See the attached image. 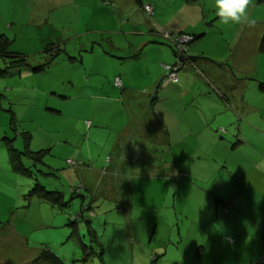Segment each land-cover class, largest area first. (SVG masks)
I'll return each instance as SVG.
<instances>
[{
    "label": "crops",
    "instance_id": "obj_1",
    "mask_svg": "<svg viewBox=\"0 0 264 264\" xmlns=\"http://www.w3.org/2000/svg\"><path fill=\"white\" fill-rule=\"evenodd\" d=\"M112 1L121 5L118 0ZM137 2L142 11L143 4H151L153 14L143 11L141 22L120 21L115 28L95 22L73 35L86 37V56L80 55L83 63L86 57L91 61L83 66L89 75L84 82L88 94L83 96L104 100L125 115L113 136H106L111 148L106 157L110 161L105 157L104 165L95 169L91 168L95 159L89 146L98 137L92 136L94 129L102 126L94 125V120L84 122L87 140L83 147H70L67 154L75 157L79 150L77 160H92V165L76 170L81 171L79 184L86 189L102 188L103 192L117 190L124 212L131 213L137 204L145 209L143 213L150 208V213L142 214L144 220L131 228L134 239L127 245L131 246L132 264L134 249L139 250L136 254L148 253L141 249L153 252L156 258L149 264H197L207 251L215 256L217 264H253L264 254V52L259 50L264 36V1L253 0L249 10L252 26L220 23L214 0ZM27 20L35 26L42 24L34 22L31 13ZM160 28L169 34L197 36L189 45L176 84L161 81L162 65L174 63L176 57L170 41L154 31ZM4 29L11 32L13 26ZM112 33L118 37H112ZM98 60L101 66L95 64ZM71 61L77 63L76 57ZM114 66L117 69L109 73V67ZM23 73L19 74L21 79ZM116 77L121 79V88L114 83ZM13 84L5 85L8 98ZM16 110V136L22 143L16 139L14 147H26L24 133L29 134V150L43 149H33L32 135L21 127ZM8 122L4 123L6 135ZM86 122H90L89 128ZM2 138L0 145H4ZM5 156L9 166L7 153ZM68 156L65 161L71 159ZM23 163L31 164L30 169L42 175L46 170L57 180L70 176L58 162L45 163L44 156L41 162L23 158ZM60 190L64 192L65 187ZM234 200L236 205L225 213L222 205ZM72 228H64L69 234L65 242L82 239L78 224L71 234ZM176 249L182 255L169 257ZM41 254L39 251L31 263ZM55 255L65 264V259Z\"/></svg>",
    "mask_w": 264,
    "mask_h": 264
},
{
    "label": "rangeland",
    "instance_id": "obj_2",
    "mask_svg": "<svg viewBox=\"0 0 264 264\" xmlns=\"http://www.w3.org/2000/svg\"><path fill=\"white\" fill-rule=\"evenodd\" d=\"M118 1L121 5L112 0H0V33L7 31L6 35L11 40L3 48V51L9 52L8 55L6 53L4 57H0V70L9 71L8 74L0 76V93L3 94V97H0V136L6 135L4 123L9 119L6 109H17L21 127L32 135L33 149H50L51 156H44L45 163L53 160L59 163L58 167L70 172L69 177L59 176V180L46 174V170L44 175L34 170L32 178L19 175L9 168L6 163L5 145H0V264H32L31 260L39 251L42 253L43 247H48L60 255L66 260L65 264H132L131 246L127 245L134 239L131 228L144 220L142 214L150 213V208L143 213L144 208L136 207L137 204L132 206L131 213L122 211L117 190L103 192L102 188L81 187L76 191L77 194L72 196L70 187L81 183L79 175L84 167L68 166L65 161L70 147H83L84 141L87 140L88 129L84 122L94 120L97 122L94 125L100 124L102 128L94 129L92 134L98 137L89 146L95 159L91 168L103 166L104 159L111 149L106 136H113L114 130L125 119V115L118 112L115 106L104 103L101 99L83 96L88 94L84 82L89 77L83 66L85 62L89 65L91 61L86 57L83 63L80 55L86 56V37L73 36L75 31H83V27L95 22H103V25L109 28H115L120 21L141 22L143 11L139 9L137 0ZM30 13L33 14L34 22L42 23L40 26L28 22ZM9 25L13 26L11 32L4 29L9 28ZM111 36L118 37L115 33ZM37 37L42 40L36 39ZM61 47L65 53L53 63L46 64ZM13 52L25 55L23 59L29 63L28 67L21 68L24 72L22 79L19 77L20 71L15 68L16 65L19 68L21 62L17 57H11ZM67 56L76 57L78 64ZM149 62L153 63L152 59H149ZM95 64L101 66L102 62L98 60ZM37 66L42 69L33 70ZM116 69V66L109 67L108 71L112 73ZM144 70L143 66L142 72ZM148 71L152 74L151 69ZM8 83L15 85L10 98L4 93ZM71 83L74 86H71ZM60 95L70 99L66 101ZM119 102L122 104L123 100ZM7 129L8 136H15L8 125ZM16 139L22 143L20 137L17 136ZM64 142L66 145H63ZM79 153L78 150L75 157H68L77 160ZM79 160L87 166L92 165V160L87 161L83 157ZM36 181L42 182L48 189L65 187L64 198L69 201V205L58 209L39 199H30L28 193L35 187ZM143 193L147 194L148 191L144 190ZM114 199H117L116 205ZM156 199L157 196L151 198V205ZM88 204L92 215H88ZM81 210L84 218L78 219V228L80 233L85 235L84 241L73 239L71 242H65L69 234L64 230L68 228L64 223L69 218L73 220ZM86 219L91 221L97 239L103 244L102 257L98 242L86 235ZM82 243L86 245L84 253ZM140 251L148 253L136 254L139 250L134 249L133 264H149L151 259L156 258L149 249ZM180 255V249H176L168 256L179 258ZM214 258L215 256L207 251L196 263L217 264Z\"/></svg>",
    "mask_w": 264,
    "mask_h": 264
},
{
    "label": "trees",
    "instance_id": "obj_3",
    "mask_svg": "<svg viewBox=\"0 0 264 264\" xmlns=\"http://www.w3.org/2000/svg\"><path fill=\"white\" fill-rule=\"evenodd\" d=\"M261 1H264V0H261ZM148 5L150 6L151 8V12H148L145 10V6ZM143 8V11H145V13H147L149 16H151L153 14V8H152V5L151 4H143L142 6ZM156 33H159L162 35V33H167L166 31H164L163 29H156L154 30ZM169 33V32H168ZM181 34H187L191 37H193V40L191 41L194 42L197 38V36H195L194 34H191V33H185V32H181V33H171V35L173 36H179ZM11 40L4 34L0 33V57H4V54L8 53L9 52H6V51H3V48L6 44H8V42H10ZM168 41V40H167ZM169 42V41H168ZM170 43V42H169ZM190 43V44H191ZM189 44V45H190ZM171 47L173 48V52L175 54V57H176V60L174 63H171V64H163L162 65V68H163V76H162V83L163 82H167L166 81V77H167V73L168 71L164 68V66H168L170 68H173V67H176L177 70H178V80L176 82H168V83H171V84H176L179 82V73L180 71L183 70V68L185 67V58L187 56V50L189 48V45H188V48L187 50L183 53V54H179L176 50V48L174 47L173 44H171ZM259 50L261 52H264V36H262L261 38V41H260V45H259ZM65 53V50H63V48H59V52L55 55H53L50 60H48V62L46 64H51L55 61L56 58H58L61 54H64ZM25 55H23L22 53H18V52H13L11 53V57H14V58H18L19 61L21 62L19 66V68H17V65H16V69L18 71H20V73L22 72V69L21 68H24V67H28L29 66V63L26 62V60L23 59ZM69 60H72V59H75L74 57H70V56H67ZM17 62V60L15 61ZM42 69L41 66H37V67H34L33 70L35 71H38ZM23 70H27V69H23ZM9 71H2L0 70V76H4L6 74H8ZM116 80H119L120 81V85H117L116 84ZM114 83L117 87H122V82H121V79L119 77H116L115 80H114ZM262 88H264V86H261ZM0 97H3V94L0 93ZM9 113V122H8V127L9 129L15 134V136H7V135H4L2 140L4 142V145H5V148H6V153H7V160L9 162V168L12 170V171H15L17 174L19 175H25L26 177H30L32 178L33 177V171L34 170H31L29 166H25L24 163H23V158H29L31 161L33 162H41L43 156H45L47 154V152L49 151V149L47 148H43V149H40V150H36V151H31L27 148V142L29 141V134H24L22 133L25 138V141H26V144L23 148V150H18L14 147V140L16 139V133H17V126H16V120H15V117H14V113H13V110L11 109V107H8L6 109ZM86 125L89 127L90 126V122H86ZM49 148V147H48ZM73 161L75 162V164H71L69 163L68 161ZM109 157L106 159V162H109ZM66 164L68 166H73V167H78V166H85L84 162H82L81 160H74V159H67L66 160ZM104 170H106V168H104ZM36 171V170H35ZM46 174H52V173H46ZM35 187L32 188L29 193H28V197L30 199H39V200H42L46 203H48L49 205L53 206V207H57V208H60L62 209L63 207L65 206H68L69 205V201L66 200L64 198V192L60 189H48L46 188L45 185H43L40 181H36L35 182ZM82 185L81 184H78V185H74V186H71L70 187V191H71V194L72 196L76 195V191L79 190V188H81ZM236 205V200L234 201H231L229 203H226V204H223L222 205V210L224 211V208L226 206H228V209L226 211H224L225 213H228L229 210L234 207ZM90 208L91 207H87L86 209H88V212H89V215H92V211H90ZM80 217H83V211H79L76 215H75V218L73 220H70L68 221L67 225L70 226V227H73L71 229V234L74 232V227L77 229V224H78V218ZM86 230H87V233L86 235H89V237L95 241L98 242V239H97V235L95 233V230L93 229L92 225H91V222L89 220H86ZM79 232V231H77ZM79 234V233H77ZM80 235V239L82 238L83 239V236L84 235ZM78 235V236H79ZM230 238V237H228ZM227 238V239H228ZM81 239V240H82ZM231 239V238H230ZM229 240V239H228ZM230 241V240H229ZM99 243V242H98ZM82 245L86 248V245L82 243ZM101 257H102V250H101ZM264 256V254L258 256L257 258H255V260L252 262L253 264H264V260L262 261H259L260 258ZM42 260L44 261H48L52 264H61V260L58 258L57 255H55L53 253V251L51 249H49L48 247H44L43 251H42V254L40 255V258L38 259H35L33 260L32 264H41L40 262H42Z\"/></svg>",
    "mask_w": 264,
    "mask_h": 264
},
{
    "label": "clouds",
    "instance_id": "obj_4",
    "mask_svg": "<svg viewBox=\"0 0 264 264\" xmlns=\"http://www.w3.org/2000/svg\"><path fill=\"white\" fill-rule=\"evenodd\" d=\"M215 15L224 25H254L249 16L253 0H214Z\"/></svg>",
    "mask_w": 264,
    "mask_h": 264
},
{
    "label": "built area",
    "instance_id": "obj_5",
    "mask_svg": "<svg viewBox=\"0 0 264 264\" xmlns=\"http://www.w3.org/2000/svg\"><path fill=\"white\" fill-rule=\"evenodd\" d=\"M145 10L148 12H151V8L150 6L146 5L145 6ZM162 35L168 40L170 41L171 44L174 45V47L176 48L177 52L179 54H183L187 48L188 45L191 43V41L193 40V37L187 35V34H181L179 36H173L169 33H162ZM164 68L168 71L167 73V77H166V81L167 82H176L178 80V70L176 67L170 68L168 66H164ZM116 84L120 85V81L116 80ZM71 164H75V162L73 161H68ZM228 209V206H226L224 208V211H226ZM230 241H232L230 238H228ZM264 260V256H262L260 258L259 261Z\"/></svg>",
    "mask_w": 264,
    "mask_h": 264
}]
</instances>
